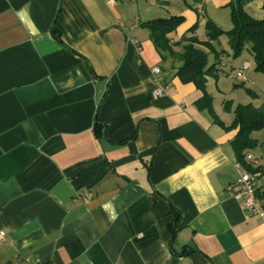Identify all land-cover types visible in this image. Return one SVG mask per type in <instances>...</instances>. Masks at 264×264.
I'll use <instances>...</instances> for the list:
<instances>
[{
	"label": "crops",
	"instance_id": "crops-1",
	"mask_svg": "<svg viewBox=\"0 0 264 264\" xmlns=\"http://www.w3.org/2000/svg\"><path fill=\"white\" fill-rule=\"evenodd\" d=\"M233 1L0 0V264H264V219L228 190L238 131L140 26L179 16L172 45L196 24L207 42V3Z\"/></svg>",
	"mask_w": 264,
	"mask_h": 264
},
{
	"label": "trees",
	"instance_id": "trees-1",
	"mask_svg": "<svg viewBox=\"0 0 264 264\" xmlns=\"http://www.w3.org/2000/svg\"><path fill=\"white\" fill-rule=\"evenodd\" d=\"M251 0H236L230 4L232 8V20L234 29L227 33L230 44L236 54L242 52L243 48L250 44L251 52L256 62V71L264 73V20L251 18L244 10L245 5ZM184 22L183 17L172 16L165 19H155L141 23V27L150 32L151 39L160 55L165 58V53L181 62L177 70L176 77L181 79L184 84H194L202 97L196 102V107L200 111L208 112L214 124L223 130H237L236 137L231 142V147L235 153L237 163L250 172H258L259 168H254L247 162L249 155L254 156L259 147L257 139L253 138V133L264 129V106L256 108L253 105H240L235 110V118L230 127H226L218 118L213 107V98L207 92V78L216 76L221 72L220 63L209 64V52H215L212 45L222 34L217 25L208 20L206 30L208 35L207 42H200L194 33L197 32L199 25L196 24L189 30L191 36H185L179 43L171 44V35L174 34L179 26ZM56 37L59 38L58 34ZM183 45L181 53H176L174 47ZM205 47L209 52L199 48ZM221 54H216V58ZM227 108V103L225 105ZM102 124L96 121L95 132L97 136L103 135ZM123 144V143H121ZM256 196L262 202L264 211V188H257Z\"/></svg>",
	"mask_w": 264,
	"mask_h": 264
},
{
	"label": "rangeland",
	"instance_id": "rangeland-1",
	"mask_svg": "<svg viewBox=\"0 0 264 264\" xmlns=\"http://www.w3.org/2000/svg\"><path fill=\"white\" fill-rule=\"evenodd\" d=\"M207 4V21L211 20L222 31V34L214 41L215 52L208 53L209 64L217 62V53L221 54L219 56H224L225 64L224 73L220 72L218 75L210 77V85L215 97L213 107L215 113L216 110L223 109L226 119L233 122L236 116L235 110L240 105H253L256 108L264 106V73L256 71V62L250 44L246 45L239 54L234 52L230 44L227 33L234 29L230 4L222 9L215 8L211 2ZM199 32L203 39L206 38L204 29L200 28ZM222 98L227 100L225 104H223ZM226 103L227 108L225 107ZM253 138L258 140V148H260V152L256 153L254 158L264 164V129L253 133ZM258 168V172L262 173L264 177V165ZM261 184L264 186V180Z\"/></svg>",
	"mask_w": 264,
	"mask_h": 264
},
{
	"label": "built area",
	"instance_id": "built-area-1",
	"mask_svg": "<svg viewBox=\"0 0 264 264\" xmlns=\"http://www.w3.org/2000/svg\"><path fill=\"white\" fill-rule=\"evenodd\" d=\"M197 12L201 15L203 14L204 7L202 4L197 3L195 5ZM223 68V67H222ZM153 73L156 76H159L160 69L155 67L152 69ZM163 90L156 92V95L162 94ZM247 162L252 165L254 168H258V161L254 156L249 155L247 157ZM240 178L237 183L230 185L228 190L232 192L235 200L239 201L243 208L248 211L250 214L259 215L264 219V211L259 205V200L256 196V190L258 186V181L262 178V173L260 172H250L248 170H240ZM7 241V235L5 232L0 231V248Z\"/></svg>",
	"mask_w": 264,
	"mask_h": 264
}]
</instances>
